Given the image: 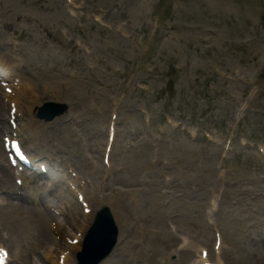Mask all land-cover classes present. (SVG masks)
Wrapping results in <instances>:
<instances>
[{
  "label": "rangeland",
  "instance_id": "1",
  "mask_svg": "<svg viewBox=\"0 0 264 264\" xmlns=\"http://www.w3.org/2000/svg\"><path fill=\"white\" fill-rule=\"evenodd\" d=\"M10 43L28 79L63 85L39 104L66 102L75 121L61 133L42 125L43 139L59 135L60 156L94 182L117 98L115 172L96 207L116 200L123 241L104 264H188L193 252H169L185 237L192 250L212 247L214 228L225 264H264V158L245 155L264 145V0H0V45ZM50 220L28 237L29 226L0 217V244L16 256L44 243ZM84 222L80 212L69 224ZM24 250L28 264L39 255Z\"/></svg>",
  "mask_w": 264,
  "mask_h": 264
},
{
  "label": "bare ground",
  "instance_id": "2",
  "mask_svg": "<svg viewBox=\"0 0 264 264\" xmlns=\"http://www.w3.org/2000/svg\"><path fill=\"white\" fill-rule=\"evenodd\" d=\"M1 50V49H0ZM3 50V49H2ZM1 50V54H0V65L2 66H9L10 65V62L8 60V54H5V51H2ZM8 50V48H7ZM51 79V81L49 80ZM40 83L43 85V86H40V89L42 91L44 90H51L55 93H57L56 91H54L55 89L56 90H61L63 87V85L56 81V78H53V75H51L50 77H43L40 79ZM37 88L36 85H29V84H24L22 82L20 88H19V92H20V95L17 94V96L15 97H11L12 99V102L13 103H21V98H25V99H29L30 97L31 98H34L36 95V91H37ZM67 90L69 89V87H66ZM6 98H9L8 95H5ZM17 106V105H16ZM20 107V106H19ZM0 119H3V116L0 114ZM34 126L30 127L31 129H33ZM61 127V126H58V128ZM30 129V130H31ZM2 130H6V126L4 123H2ZM56 138V137H55ZM1 158L3 159V156H1ZM2 168L5 169V166L2 165L1 166ZM7 172V171H6ZM11 172L8 171L7 174H4V178H1V182L3 184H5V189L8 190L10 188L13 187V184H12V178H11ZM23 180V187L26 188V190L28 189L29 191H33V186H37L38 188H41V184L39 182H37L36 178L33 176V177H23L22 178ZM54 185L56 183H53ZM39 191V190H38ZM53 193V191L51 189H49V191L45 192V193H42L41 195L39 194H33L36 198H40L41 200H45L47 197L51 196ZM80 193V192H79ZM130 192H128L127 194H129ZM10 200L12 201V203H7V204H2L0 203V210H3V211H7V212H19V213H25L26 215H28L29 218H31V222L33 223L32 225H30L31 227V230L30 232L32 233L33 231H37L38 229H40V227L42 228V218L46 219V218H49V216H46L45 213L42 211V210H37L34 211V209H29V207L25 206L24 204H21V205H15L14 204V199L13 197H9ZM36 201H38L37 199H35ZM92 201V199H90ZM116 200H114V205L116 204L115 203ZM117 210L119 211L120 209L117 208ZM121 212V211H120ZM43 213V214H42ZM53 218H55V220H58L59 218L55 217V216H52ZM120 218L121 219H124V214L121 212L120 213ZM62 222L58 223L57 224V230L59 232H65V230L67 229L66 227H64V224H61ZM72 228V227H70ZM40 237V236H39ZM43 237H40V239L37 240V247H41L42 250H44L43 254L44 257H46V259L49 261V262H52V259L54 258V252L53 251H49V247H44L42 246V240ZM75 239V238H74ZM48 242H50L49 239H47ZM46 248V249H44ZM68 249H75V247L72 248V246H69ZM68 258V257H67ZM42 261V260H41ZM68 261V259H67Z\"/></svg>",
  "mask_w": 264,
  "mask_h": 264
}]
</instances>
